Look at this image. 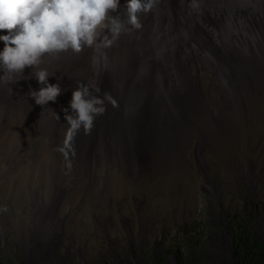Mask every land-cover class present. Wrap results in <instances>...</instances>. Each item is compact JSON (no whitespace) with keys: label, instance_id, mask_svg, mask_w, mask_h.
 <instances>
[{"label":"rangeland","instance_id":"1","mask_svg":"<svg viewBox=\"0 0 264 264\" xmlns=\"http://www.w3.org/2000/svg\"><path fill=\"white\" fill-rule=\"evenodd\" d=\"M79 54L67 59L69 79L48 82L70 85ZM40 67L50 74L54 65L45 57ZM33 71L0 82L16 101L15 109L0 111V254H13L21 264H226L224 233L235 253V224L264 241V118L258 120V109L223 111L221 125L206 112L194 115L196 127L206 126L199 150L192 148L197 130L191 128L174 157H156L159 162L145 169L112 159L89 173L82 159L54 157L60 125L51 101L40 106L29 95L42 87ZM25 99L33 120L25 118ZM259 105L264 111V100ZM94 177L98 183L90 181ZM52 195L53 204L45 206Z\"/></svg>","mask_w":264,"mask_h":264},{"label":"bare ground","instance_id":"2","mask_svg":"<svg viewBox=\"0 0 264 264\" xmlns=\"http://www.w3.org/2000/svg\"><path fill=\"white\" fill-rule=\"evenodd\" d=\"M120 2L115 15L126 19L125 0ZM138 18L142 27L122 32L102 49L103 56L93 48H83L73 82L61 85V94L51 101L53 118L60 125V133L53 134L54 157L82 159L89 173L92 166L112 159L145 169L159 162L156 157H174L191 128L197 130L192 148L199 150L202 140H207L201 131L206 126L200 122L196 127L194 115L202 112L216 125L223 122V111L241 114L248 112V106L258 109V120L264 118L259 105L264 100V0H155L153 8ZM62 54L61 59L49 57L54 65L48 78L52 82L69 79L67 59L77 55ZM78 85L100 97L108 93L112 100L105 101V113L95 118L87 132L83 126L71 130L65 119ZM212 88L217 99L212 97ZM3 92L0 89V111L15 109L16 101ZM24 105L26 120H33L27 99ZM198 157L209 179L205 161ZM60 185L56 186L64 191ZM101 193L97 189L94 196L100 199ZM53 201L54 196L45 206ZM221 219L224 222V210ZM107 220L111 219L107 216ZM105 222L100 221L103 226ZM223 244L229 264L235 260L226 233Z\"/></svg>","mask_w":264,"mask_h":264},{"label":"clouds","instance_id":"3","mask_svg":"<svg viewBox=\"0 0 264 264\" xmlns=\"http://www.w3.org/2000/svg\"><path fill=\"white\" fill-rule=\"evenodd\" d=\"M155 0H125L126 19L115 15L120 0H0V82L12 83L26 68L42 85L29 95L40 106L55 102L62 89L48 82L46 69L41 68L45 57L57 58L62 53H80L93 48L104 55L102 49L124 31L139 29L138 14L147 13ZM111 37V39L109 38ZM94 59H97L94 57ZM99 92V89H96ZM111 96L93 95L87 87L77 86L72 92L66 121L71 130L81 128L87 132L97 116L106 111L105 101Z\"/></svg>","mask_w":264,"mask_h":264},{"label":"trees","instance_id":"4","mask_svg":"<svg viewBox=\"0 0 264 264\" xmlns=\"http://www.w3.org/2000/svg\"><path fill=\"white\" fill-rule=\"evenodd\" d=\"M238 264H264V241L254 237L244 224L230 231ZM13 254H0V264H21Z\"/></svg>","mask_w":264,"mask_h":264},{"label":"water","instance_id":"5","mask_svg":"<svg viewBox=\"0 0 264 264\" xmlns=\"http://www.w3.org/2000/svg\"><path fill=\"white\" fill-rule=\"evenodd\" d=\"M233 257H234V260H235V261H233L232 264H237V260H236V258H235V253H233Z\"/></svg>","mask_w":264,"mask_h":264}]
</instances>
